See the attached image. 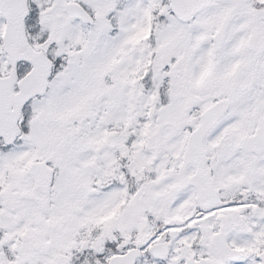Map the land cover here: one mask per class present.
Listing matches in <instances>:
<instances>
[{
  "label": "snow or ice",
  "instance_id": "snow-or-ice-1",
  "mask_svg": "<svg viewBox=\"0 0 264 264\" xmlns=\"http://www.w3.org/2000/svg\"><path fill=\"white\" fill-rule=\"evenodd\" d=\"M0 264H264V0H0Z\"/></svg>",
  "mask_w": 264,
  "mask_h": 264
}]
</instances>
